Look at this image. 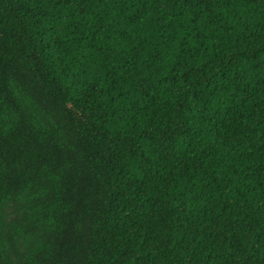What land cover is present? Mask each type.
Here are the masks:
<instances>
[{
    "label": "trees",
    "instance_id": "trees-1",
    "mask_svg": "<svg viewBox=\"0 0 264 264\" xmlns=\"http://www.w3.org/2000/svg\"><path fill=\"white\" fill-rule=\"evenodd\" d=\"M0 264H264V0H0Z\"/></svg>",
    "mask_w": 264,
    "mask_h": 264
}]
</instances>
